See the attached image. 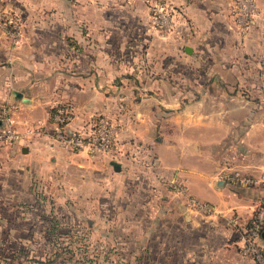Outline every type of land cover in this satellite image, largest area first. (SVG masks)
<instances>
[{
    "label": "crops",
    "instance_id": "crops-1",
    "mask_svg": "<svg viewBox=\"0 0 264 264\" xmlns=\"http://www.w3.org/2000/svg\"><path fill=\"white\" fill-rule=\"evenodd\" d=\"M157 1L0 0L20 23L16 38L0 25V103L45 130L0 145V180L56 175L84 202L101 196L109 212L99 218L146 235L120 264H257L238 245L264 195V0L244 30L231 0H164L169 31L150 22ZM61 103L72 111L68 127L109 119L113 151L54 139L49 109ZM234 171L255 181L241 184ZM188 195L213 211L188 209ZM259 242L264 251V231Z\"/></svg>",
    "mask_w": 264,
    "mask_h": 264
},
{
    "label": "rangeland",
    "instance_id": "rangeland-1",
    "mask_svg": "<svg viewBox=\"0 0 264 264\" xmlns=\"http://www.w3.org/2000/svg\"><path fill=\"white\" fill-rule=\"evenodd\" d=\"M50 176L31 177L27 184L0 180V230L9 233L7 239L0 236V264H120L132 248L146 245L143 232L131 236L117 231L124 221L98 217L108 211L98 201L101 196L90 194L92 201L86 196L84 202L86 193Z\"/></svg>",
    "mask_w": 264,
    "mask_h": 264
},
{
    "label": "built area",
    "instance_id": "built-area-1",
    "mask_svg": "<svg viewBox=\"0 0 264 264\" xmlns=\"http://www.w3.org/2000/svg\"><path fill=\"white\" fill-rule=\"evenodd\" d=\"M233 19L240 30L246 29L258 11L256 0H231ZM171 6L164 0L157 1L151 6L150 22L161 31L172 29L174 22L171 16ZM0 25L11 37L20 34L19 17L12 11L0 5ZM71 108L66 104H55L51 112V129L49 134L58 142L72 150L86 149L87 151H113L116 129L114 124L105 116L93 117L87 127H68L71 118ZM21 128V129H20ZM44 125L39 121L30 122L19 119L16 106L10 102L0 103V143L11 144L20 137L44 132ZM233 179L248 184L254 182L250 176L234 171ZM176 192L183 191V184L178 179L170 181ZM185 206L203 213L213 211V206L192 195L185 198ZM230 224H237L235 217L227 220ZM264 231V195L261 196L252 209L249 219L241 227L238 252L243 257H249L257 264H264V251L259 238Z\"/></svg>",
    "mask_w": 264,
    "mask_h": 264
},
{
    "label": "water",
    "instance_id": "water-1",
    "mask_svg": "<svg viewBox=\"0 0 264 264\" xmlns=\"http://www.w3.org/2000/svg\"><path fill=\"white\" fill-rule=\"evenodd\" d=\"M186 51H189L188 50V48H184ZM11 94H12V96L14 97V98H20L22 101H27L28 99L26 98V97H24V96H22L21 95V92L20 91H17V90H14V89H12L11 90ZM184 216H185V218L187 219V218H189V212L187 211V210H184Z\"/></svg>",
    "mask_w": 264,
    "mask_h": 264
},
{
    "label": "trees",
    "instance_id": "trees-1",
    "mask_svg": "<svg viewBox=\"0 0 264 264\" xmlns=\"http://www.w3.org/2000/svg\"><path fill=\"white\" fill-rule=\"evenodd\" d=\"M52 110H53V108H50V109H49V111H51V112H52ZM51 112H50V113H51ZM56 254H58V251H55V252H54V255H56Z\"/></svg>",
    "mask_w": 264,
    "mask_h": 264
}]
</instances>
